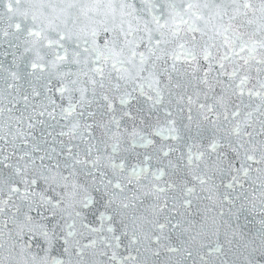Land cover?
I'll return each mask as SVG.
<instances>
[{
  "label": "snow or ice",
  "instance_id": "6c2138e0",
  "mask_svg": "<svg viewBox=\"0 0 264 264\" xmlns=\"http://www.w3.org/2000/svg\"><path fill=\"white\" fill-rule=\"evenodd\" d=\"M0 264H264V0H0Z\"/></svg>",
  "mask_w": 264,
  "mask_h": 264
}]
</instances>
